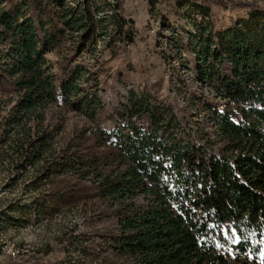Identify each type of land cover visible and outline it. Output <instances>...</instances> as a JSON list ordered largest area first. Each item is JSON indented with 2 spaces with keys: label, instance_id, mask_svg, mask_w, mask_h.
Listing matches in <instances>:
<instances>
[{
  "label": "trees",
  "instance_id": "1",
  "mask_svg": "<svg viewBox=\"0 0 264 264\" xmlns=\"http://www.w3.org/2000/svg\"><path fill=\"white\" fill-rule=\"evenodd\" d=\"M148 3L163 27L176 18L193 26L168 39L175 54L163 57L189 53L202 92L190 116L205 113L198 123L149 85L110 110L97 78L74 58L54 72L47 56L68 37L81 50L114 29L110 44H136L124 0H0V166L13 183L24 181L23 196H35L13 206L20 217L10 222L27 227L33 213L96 203V217L109 223L101 239L131 264H264V6ZM216 9L244 15L220 27ZM53 107L87 122L62 140ZM2 258L43 264L36 252L0 248Z\"/></svg>",
  "mask_w": 264,
  "mask_h": 264
},
{
  "label": "rangeland",
  "instance_id": "2",
  "mask_svg": "<svg viewBox=\"0 0 264 264\" xmlns=\"http://www.w3.org/2000/svg\"><path fill=\"white\" fill-rule=\"evenodd\" d=\"M124 1L126 18L135 22L136 44L123 47L118 43L110 44L114 29H110L109 36L96 37L81 50L78 49L80 40L68 37L47 56L54 66V72H58L59 64L64 59L74 58V65L84 66L97 78L100 96L110 110L119 107L121 102L126 103L128 93L133 88L138 90L149 85L158 100L174 106L180 116L198 123L205 113L196 120L190 116L194 112L189 107L193 102L191 100L194 94L202 92L193 70L188 68L192 61L191 58L187 59L189 53L183 51L181 59L163 57V52L167 56L175 54L168 41L178 39L193 26L176 18L172 27H163L155 16L160 13L159 9L151 17L148 0ZM241 1H256L264 6V0ZM214 14L220 27L228 26L232 17L244 15L240 10L231 13L221 9H216ZM154 86L157 87L153 89ZM204 96L209 97V91ZM50 112L56 115L61 139L71 138L76 129L87 122L81 114L65 108L53 107ZM106 126L110 127L111 123L107 122ZM58 137L56 142L59 141ZM10 176L7 166H0V248L5 253L19 255L36 252L37 260L43 264H131L116 256L107 242L101 239V232L108 229L109 223L96 217V203L61 207L53 216L42 218L33 213L27 227L12 224L10 220L13 217H20L13 206L28 204L35 196H23L24 181L13 183ZM6 262V259H0V264H8Z\"/></svg>",
  "mask_w": 264,
  "mask_h": 264
},
{
  "label": "built area",
  "instance_id": "3",
  "mask_svg": "<svg viewBox=\"0 0 264 264\" xmlns=\"http://www.w3.org/2000/svg\"><path fill=\"white\" fill-rule=\"evenodd\" d=\"M151 17H152V15H151ZM157 22H160V19L157 18ZM160 23H161V22H160Z\"/></svg>",
  "mask_w": 264,
  "mask_h": 264
}]
</instances>
